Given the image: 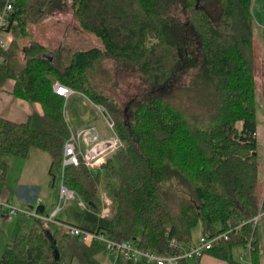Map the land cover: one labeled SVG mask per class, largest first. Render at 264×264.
Segmentation results:
<instances>
[{"label":"trees","instance_id":"1","mask_svg":"<svg viewBox=\"0 0 264 264\" xmlns=\"http://www.w3.org/2000/svg\"><path fill=\"white\" fill-rule=\"evenodd\" d=\"M68 5L80 27L101 45L76 50L64 67L38 42L23 52L20 41L30 36V25ZM4 6L0 0V11ZM252 6L253 0H16L8 15L14 41L0 51V83L14 79V94L40 103L44 114L34 113L25 122L0 117V190L7 185L8 157L27 159L37 149L52 161L51 189L36 211L49 216L59 205L56 181L71 130L65 98L53 88L56 82L102 107L121 145L98 167H67L65 183L76 198L62 205L52 221L24 215L0 264H71L75 259L108 264L99 256L106 251L104 243L86 244L58 222L134 241L162 256L178 254L171 241L188 245L201 223L207 238L229 232L228 239H219L204 254L243 264L236 252L251 240L253 264L258 263L264 215L256 225L251 220L264 211V200ZM184 56H191L192 67L194 59L203 60L204 86L192 100L191 114L174 102L170 87ZM108 58L138 72L149 94L120 107L96 84V72L105 74L101 65ZM106 197L112 213L103 217ZM199 258L179 261L197 264ZM112 264L153 263L119 253Z\"/></svg>","mask_w":264,"mask_h":264},{"label":"rangeland","instance_id":"2","mask_svg":"<svg viewBox=\"0 0 264 264\" xmlns=\"http://www.w3.org/2000/svg\"><path fill=\"white\" fill-rule=\"evenodd\" d=\"M252 11L255 22L261 28L264 26V0H253ZM180 16L182 20L184 19L183 21H187V16ZM260 28L258 26L256 28L258 35H256L254 39V55L259 83L258 99L260 106H263L264 67L262 60L264 56V36L261 35ZM29 34V37L23 38L20 41L23 52L33 41L38 42L45 47V55L51 59H55L61 67H64L70 62L72 54L76 50H85L101 45L100 39L80 27L71 5H68L63 10L54 12L39 23L31 24L29 27ZM13 41L14 35L10 30L9 47ZM197 45L198 44H194L196 49ZM23 52L21 56H25ZM181 61V65L175 71L170 87H172L171 90L174 91V102L181 109L186 110L188 114H191V107L192 105H195L194 102L192 103V100H194L197 96V90H201L204 86L201 69L203 60L200 56L198 59H194V62L196 63L195 67H192L191 65V56H184ZM101 69L105 72V74L100 76L99 71L96 72V84L101 90L105 91L109 96L114 98L120 107H131L149 94L150 87L148 84L142 80L138 72L132 70L131 68L108 58L102 61ZM197 109L198 107L195 108L196 111ZM101 111L102 112L95 107H89V104L84 99L77 96L65 99L64 101L65 117L68 122L70 120V130L75 133H78L82 129H77L78 125H84L86 121H96L95 119L97 118V121L101 122V125L104 126V128L108 130L107 132L111 134L112 131L108 127L107 117L104 115V111ZM260 156V161L262 163L260 171V195L261 200H264V154L260 152ZM8 158L11 165L10 181L15 180L17 177L28 179L32 176L43 183L51 179L48 172L46 174L47 164H50L52 161L51 155L47 152L34 149L30 158L24 159L14 156H9ZM59 185L60 178H57L56 187ZM38 191V188H26L23 193L27 197H33L35 196V193H38ZM49 191L50 189L44 188L41 196L45 198L46 195L49 194ZM15 204L19 205L17 201ZM8 218L9 219L7 220V223H5L0 238V257L5 244L9 241V238L15 236L16 227L24 219V216L19 212L16 215H9ZM10 219H14L12 225L10 224ZM201 237L202 227L201 223H198L192 231V243H198ZM241 251H243L246 256L249 252L246 248H241L237 250L236 254ZM99 256L102 257L108 264H112L115 261V255H111L107 252V250L102 252ZM67 263L68 261L65 262V264Z\"/></svg>","mask_w":264,"mask_h":264},{"label":"built area","instance_id":"3","mask_svg":"<svg viewBox=\"0 0 264 264\" xmlns=\"http://www.w3.org/2000/svg\"><path fill=\"white\" fill-rule=\"evenodd\" d=\"M16 0H5V6L0 11V51L6 50L9 47V34L8 30L9 22L8 15L14 9ZM4 61L3 56L0 55V64ZM54 91L65 99H68L74 91L59 82H56L53 86ZM101 110L102 107L99 106ZM104 111V110H103ZM108 126L112 130V134L106 138H101L97 130L94 128H82L78 133L72 132L69 138L64 144L62 167L60 173V197L59 205L49 215L42 216L37 213L36 210H25L12 205L8 199H2L0 197V208L7 212L8 215H16L19 212L25 216L39 217L45 221H52L57 212L68 201H72L76 198L75 192L70 189L65 183V170L69 166H79L84 163L89 167H98L102 165L107 157L121 145L120 138L114 132V123L108 119ZM40 203V202H39ZM81 206H85L84 203L79 200ZM112 201L109 198H105V206L102 210V216L107 217L112 213L111 210ZM264 215V211L251 221L256 225L259 222V218ZM61 226L66 228L72 235L78 236L84 243L91 244L95 241H101L104 243L106 250L111 255L117 256L119 253L126 254L127 257L134 261L145 260L148 263L157 264H181L182 258H194L201 257L205 250L214 247L215 243L219 239H228L229 232H222L213 238H207L202 236L198 243L184 245L179 243L175 239L171 241V245L179 249V253L172 256H162L150 250L141 249L134 241H117L107 238L104 234H95L90 231L83 230L75 225L64 224L58 222ZM238 226L236 230L242 226ZM251 240L247 243L246 248L251 251Z\"/></svg>","mask_w":264,"mask_h":264},{"label":"crops","instance_id":"4","mask_svg":"<svg viewBox=\"0 0 264 264\" xmlns=\"http://www.w3.org/2000/svg\"><path fill=\"white\" fill-rule=\"evenodd\" d=\"M255 25L256 27L258 26L260 28V26L256 22H255ZM260 30H261V35L264 36V26H262ZM15 86H16V81L12 78L7 79L3 83H0V117L6 118L14 122H25L29 118V116H31L34 113L43 115L44 109L40 103L38 102L31 103L23 98L17 97L14 94ZM73 96H77V97L84 99L89 104V107L91 108L95 107L100 112H102L99 106L94 104L89 98H87L83 94L74 92L69 98ZM106 119H107V124H108V118ZM95 120L96 121H88V122L86 121L84 125H81V126L78 125L77 129L90 128V127L94 128L95 130H97L101 138H106L113 133L112 132L110 134L109 132H107L108 130H106L104 126L101 125V122L97 121V118ZM257 121H258L257 141L260 147V152L264 154V104L263 106L259 105V109L257 111ZM68 123L70 126V120ZM49 168H50V164H47L46 174L47 172L49 174ZM10 170H11V165H10ZM10 170H9V174L7 178V185L4 187V189L0 190V197L2 199H8L12 203L13 206H17L18 208H22V209L30 210V211L37 210L36 208L39 205V202H41L42 200L46 201L48 197V194H47L46 197L43 198L41 196V193L44 188L51 189V179L48 181H46L45 179L46 182L43 183L40 180H37L34 176H32L28 179H25V178L22 179L21 177H17L15 180L10 181V177H11ZM26 188H38L39 191L37 194L36 193L34 194L35 196L27 197L23 193L24 189ZM15 200L19 203V205L15 204L16 202ZM8 216L9 215L7 214V212H4L0 208V238H1L3 228L5 226V223H7V220L9 219ZM10 221H11L10 224L12 225V222H14V219H10ZM21 223L17 225L16 233ZM14 237L9 238V241L5 244V247L1 254H3L4 250L7 248L8 244L11 242V240ZM260 242H261V256L257 264H264V222L262 226L260 227ZM190 244L192 245L195 243H192L191 241L188 245ZM237 257L238 259H240V261L243 264H253L251 251L248 252L247 256L244 254L243 251H241L237 254ZM72 264H79V262L75 260L72 262ZM197 264H228V262L226 260L213 256L212 254H204L203 256L199 258Z\"/></svg>","mask_w":264,"mask_h":264},{"label":"water","instance_id":"5","mask_svg":"<svg viewBox=\"0 0 264 264\" xmlns=\"http://www.w3.org/2000/svg\"><path fill=\"white\" fill-rule=\"evenodd\" d=\"M55 253H56V258L59 259V253L57 250H55Z\"/></svg>","mask_w":264,"mask_h":264},{"label":"bare ground","instance_id":"6","mask_svg":"<svg viewBox=\"0 0 264 264\" xmlns=\"http://www.w3.org/2000/svg\"><path fill=\"white\" fill-rule=\"evenodd\" d=\"M181 263V262H180Z\"/></svg>","mask_w":264,"mask_h":264}]
</instances>
